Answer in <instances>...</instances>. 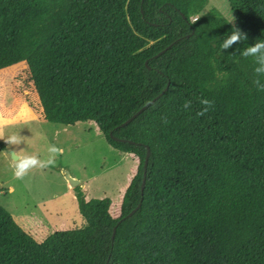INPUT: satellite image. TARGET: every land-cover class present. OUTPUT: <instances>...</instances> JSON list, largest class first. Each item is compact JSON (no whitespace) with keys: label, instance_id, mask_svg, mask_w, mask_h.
<instances>
[{"label":"trees","instance_id":"obj_1","mask_svg":"<svg viewBox=\"0 0 264 264\" xmlns=\"http://www.w3.org/2000/svg\"><path fill=\"white\" fill-rule=\"evenodd\" d=\"M226 1L234 25L193 21L207 0H0V70L26 65L37 117L138 160L119 217L78 186L83 225L41 243L0 205V264H264V64L241 55L264 0ZM234 26L247 39L221 49Z\"/></svg>","mask_w":264,"mask_h":264},{"label":"rangeland","instance_id":"obj_2","mask_svg":"<svg viewBox=\"0 0 264 264\" xmlns=\"http://www.w3.org/2000/svg\"><path fill=\"white\" fill-rule=\"evenodd\" d=\"M216 10L234 25L226 0H208L204 11ZM198 16H192L194 21ZM39 101L24 63L0 70V117L8 123L0 128L5 149L0 151V205L33 239L41 243L49 235L79 228V214L73 188L65 174L81 182L86 200H111L110 214L120 215L124 193L135 176L138 160L111 148L94 123L65 126L39 119ZM18 134L24 143L8 145V136ZM49 145L63 149L53 166L32 169L23 179L13 174V148L19 154L48 156Z\"/></svg>","mask_w":264,"mask_h":264},{"label":"clouds","instance_id":"obj_3","mask_svg":"<svg viewBox=\"0 0 264 264\" xmlns=\"http://www.w3.org/2000/svg\"><path fill=\"white\" fill-rule=\"evenodd\" d=\"M242 39L246 40L247 34L238 27L234 26L231 34L223 40L221 49L226 50L233 44L241 42ZM241 55L246 58L254 57L255 62L264 64V40H257L254 45L248 46L247 48L243 49ZM254 72L264 73V68H255ZM254 84H256L259 89L264 90V85L260 84L258 78L254 80ZM199 103L203 107L196 113L197 116L204 115L213 105V101L207 98L199 99ZM183 108L186 110L190 109L191 101H185ZM7 123L8 121H6L3 117H0V128H3ZM0 139H3L2 135H0ZM5 141L8 145L13 146H19L24 143L23 137L18 134L8 136ZM19 152H23V149H19ZM19 152L15 148H13L12 150V154L14 155L12 168L15 178L23 179L32 169H45L53 166L56 162L57 156L63 154V149L57 147L56 145H49L47 148L48 156L46 159H41L40 156L36 153L21 155L19 154Z\"/></svg>","mask_w":264,"mask_h":264},{"label":"water","instance_id":"obj_4","mask_svg":"<svg viewBox=\"0 0 264 264\" xmlns=\"http://www.w3.org/2000/svg\"><path fill=\"white\" fill-rule=\"evenodd\" d=\"M164 51H165V50H164ZM164 51H162V52H164ZM146 66H147V64H146ZM147 67H148V66H147ZM160 95H162V93H161ZM160 95H158L157 97H155L150 103H153L154 101H156V100L160 97ZM145 107H146V106H145ZM145 107H143V108L140 109L138 112H136L132 117H130V118H129L126 122H124L121 126H125V125H127L129 122H131V121H132V120H133L138 114L141 113V111H142ZM113 139L118 140V139H116V138H113ZM148 156H149V151H148L147 154H146L145 161H144V165H143V176H142L141 190H143V188H144L145 175H146L145 171H146V166H147V162H148ZM65 179H66L68 185H69L71 188L74 189V188H76V187L79 186V181L76 180V179H74V178H72L71 176H69V175L67 174V172H66V174H65ZM138 207H139V206H138ZM138 207H137L136 209H138ZM136 209H134V210L129 214V216H131V215L136 211ZM114 235H115V229L113 230V233H112V239L114 238Z\"/></svg>","mask_w":264,"mask_h":264},{"label":"crops","instance_id":"obj_5","mask_svg":"<svg viewBox=\"0 0 264 264\" xmlns=\"http://www.w3.org/2000/svg\"><path fill=\"white\" fill-rule=\"evenodd\" d=\"M207 4H208V0H207ZM207 4H206V6H207ZM205 6V7H206ZM205 7H204V9H205ZM204 9L198 14V15H196V16H200V15H205V14H207L209 11H207V12H205L204 11ZM213 10V9H212ZM228 22V21H227ZM229 23V22H228ZM230 24V23H229ZM67 174L69 175V176H71L68 172H67ZM72 177V176H71ZM72 178H74V177H72ZM74 179H76V178H74ZM77 180V179H76ZM79 181V180H78ZM79 185H81V182L79 181ZM69 186V185H68ZM111 208V207H110Z\"/></svg>","mask_w":264,"mask_h":264}]
</instances>
